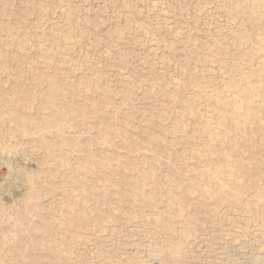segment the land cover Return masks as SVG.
I'll list each match as a JSON object with an SVG mask.
<instances>
[{"label": "rangeland", "instance_id": "1", "mask_svg": "<svg viewBox=\"0 0 264 264\" xmlns=\"http://www.w3.org/2000/svg\"><path fill=\"white\" fill-rule=\"evenodd\" d=\"M263 5L0 0V264H264Z\"/></svg>", "mask_w": 264, "mask_h": 264}, {"label": "bare ground", "instance_id": "2", "mask_svg": "<svg viewBox=\"0 0 264 264\" xmlns=\"http://www.w3.org/2000/svg\"><path fill=\"white\" fill-rule=\"evenodd\" d=\"M264 6V5H263ZM235 95V94H234ZM221 173V172H220Z\"/></svg>", "mask_w": 264, "mask_h": 264}]
</instances>
